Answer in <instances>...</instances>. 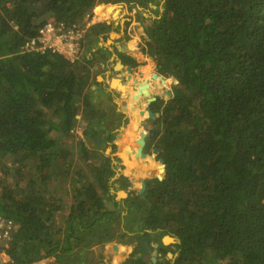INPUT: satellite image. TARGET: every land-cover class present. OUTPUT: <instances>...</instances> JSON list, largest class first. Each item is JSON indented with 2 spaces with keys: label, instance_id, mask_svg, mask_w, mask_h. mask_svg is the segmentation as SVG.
I'll use <instances>...</instances> for the list:
<instances>
[{
  "label": "trees",
  "instance_id": "trees-1",
  "mask_svg": "<svg viewBox=\"0 0 264 264\" xmlns=\"http://www.w3.org/2000/svg\"><path fill=\"white\" fill-rule=\"evenodd\" d=\"M11 1L0 11V156H13L0 174V216L17 224L6 249L13 264L57 253L92 264L88 249L109 241L106 198L128 181L112 180L120 162L89 138L113 153L124 122L97 81L114 27L91 25L74 62L19 49L47 20L81 23L116 2L141 26L138 60L152 76L178 80L170 97L151 103L159 114L148 139L165 173L146 181L144 200L124 199L126 231L138 245L122 264H264V0ZM166 235L175 241L164 244ZM144 238L158 242L157 255Z\"/></svg>",
  "mask_w": 264,
  "mask_h": 264
},
{
  "label": "crops",
  "instance_id": "crops-1",
  "mask_svg": "<svg viewBox=\"0 0 264 264\" xmlns=\"http://www.w3.org/2000/svg\"><path fill=\"white\" fill-rule=\"evenodd\" d=\"M123 13H124L123 7L117 6L116 8L113 7V10L110 11L106 16H101L98 13L97 14L99 15L100 18L105 19L107 17H110V19L111 18L115 19V18L121 16ZM133 20L129 16L125 20H122L120 22L110 23L113 25L114 29H112L108 33V36H107L106 40L104 41V44H105V46H108L109 49L112 51V56L109 59V64L105 68L106 70H104L103 75L97 76V81H104L105 80V83H107V88L110 90V92L113 95L114 103L117 106V110L124 113V117H123L124 122L117 128L118 134L116 135V138L114 141V143L116 145V151L113 153L111 152L112 147H111L110 143L105 144L104 145L105 148H103V149L106 151V145H107L111 149V151L110 152H104V154L110 155L113 159H115V160H113V163L120 162L123 165V168L118 167L116 169L115 175L113 176L112 180L117 179L122 175V176L126 177L128 184H127L126 188L124 189V194H125L124 196L119 197L118 195H119V192H121V191L110 188V194L106 198L107 201L105 204V206H106L105 209L108 211V214L110 215L109 220H108V223H109L108 225L110 227L109 241L107 243L94 245L88 249V251L90 253L95 251V253H97V255H102V254L105 255V253L109 254L110 252H112L113 258L116 256L121 257L120 253L123 251L124 255H122V256H124V259L132 252L131 250H133L137 245V244H135V241L137 243V239L134 238L133 235L129 234L126 231V227L128 226V223L124 222L123 216L127 215L128 210L124 207V199H127V200H129V202H132V203L133 202L136 203V201L138 199L140 201L144 200V197H143L144 195L142 196V194L139 193V190L141 188V181L142 180H146V181L152 180V179L156 178L157 175H161L162 177L164 176V171H163V169L161 170V167L159 170V172L161 174H159L158 171H153V169H152L155 167V165L150 160L148 161L147 159L143 158L145 155L150 156V154L153 153L154 147H155L154 143H152L148 139V137H146L144 146L141 147L139 144V139H141V137H140V138H138L137 143H135L136 144L135 145L130 134L127 133L128 125L132 122V120H134L135 115H137L138 118L140 119V120L139 119L138 120H139V127L141 128L140 130H142L141 133L144 131L142 128H143V123L145 121L143 120V118L141 119L142 115L139 113L140 112L139 105L143 108L145 106V103L147 100H146L145 96H143V95H139L137 98H134V95L137 94V90H138V87L140 85L139 82H141L142 84H146L147 90L150 92L151 95H155L156 97H159V98H165L166 97V95H164V97H163L161 94V91H159L160 83H158V80L152 79V70L150 69L149 65L148 64L143 65L142 62H140L138 60V57L141 53V48L139 46L141 43L146 42V41L143 40V41H141L140 44H138V42H140V41L133 40V41H130L129 43H125L124 46L118 45V43H120L119 41L125 40L124 39V37H125L124 32L129 31L128 27L132 23ZM128 21L129 22L131 21V22L128 26H126L125 23ZM123 22H124V24H123ZM113 36H115V38ZM128 46H130L131 49ZM132 48H133V50H132ZM121 50H124V51H121ZM119 53H123V56H122L123 59H121V56ZM126 58H127V61L123 62V60H125ZM118 62H121L122 66H120L118 69H115V67H117ZM101 68L104 69V66H101ZM153 73H154V70H153ZM114 76H117L116 77L117 79L114 81V86H116V84L117 85L118 84L124 85L125 91H123V93H119L118 90L110 88V82H111L112 78H114ZM128 102H131V103H128ZM151 103H150V105H151ZM124 104H125L126 108H128V109L124 110ZM105 105H106V103H105ZM131 106H132V108L130 109ZM132 109H133V111H131ZM127 111L130 114L129 117L127 115ZM136 113H138V114H136ZM154 113L156 114V117L159 114L158 112H154ZM124 119H126V121ZM131 126H132V123H131ZM81 137H82V135H81ZM124 139L127 141V145H129V149L125 150V153L128 155V162L127 163L125 162L123 156L120 154V143H121L120 141H123ZM133 149H134V151H133ZM139 149H140L141 153H144L143 156H141V154L140 155L137 154ZM156 160H158V158H157V155L155 153L153 161H156ZM156 162H158L159 165H161L159 160ZM10 164L11 163L8 162L6 165H4V166H8L6 168V172L2 173L0 171V174H2V175L7 174L8 171L10 170L9 169ZM131 178H133V179H131ZM136 181L139 183L138 189L134 193L129 192V187H132L134 182H136ZM116 186H118V184H116ZM111 194H115V196H114L115 200L111 198L112 197ZM115 202H117V203H115ZM153 242H154V240L151 239L150 244H152V246H155L156 243H153ZM113 245H117V247H118L117 252L114 251ZM77 250H78V248L73 252L75 253V252H77ZM57 256L60 257L61 259L70 261L71 258H73L74 254L73 253H66L65 255L64 254L60 255L57 253ZM89 259H91V258H89ZM119 259H117V261H115L116 263L113 260H111V261L113 263L117 264ZM124 259H120V260H124ZM100 264H104V263H100Z\"/></svg>",
  "mask_w": 264,
  "mask_h": 264
},
{
  "label": "built area",
  "instance_id": "built-area-1",
  "mask_svg": "<svg viewBox=\"0 0 264 264\" xmlns=\"http://www.w3.org/2000/svg\"><path fill=\"white\" fill-rule=\"evenodd\" d=\"M11 0H0L2 5L11 6ZM95 11L87 14L81 23L65 24L54 20H47L41 24L36 33L24 40L20 52L44 53L47 51L62 55L67 60L74 62L82 54V41L88 28L96 22H101L95 16ZM18 30L22 27L16 26ZM17 229V224L9 218L0 216V260L3 264H13L6 249ZM30 264H68L56 254L44 255L33 260Z\"/></svg>",
  "mask_w": 264,
  "mask_h": 264
},
{
  "label": "rangeland",
  "instance_id": "rangeland-1",
  "mask_svg": "<svg viewBox=\"0 0 264 264\" xmlns=\"http://www.w3.org/2000/svg\"><path fill=\"white\" fill-rule=\"evenodd\" d=\"M111 5V6H113V7H117V6H122L123 7V9H124V13L121 15V16H119V17H117V18H115V19H113V18H111L110 19V17H107V18H100L99 17V15L97 14V12H96V10H97V7L99 6V5ZM101 4H99V5H97L95 8H94V10H95V16H96V18L97 19H99V20H101V22H110V23H117V22H120V21H122V20H125L127 17H129L130 16V18H132V20L135 18L133 15H134V11L133 10H130L129 8H128V5H127V3H125V2H116V3H107V4H105V3H101ZM123 24H124V22H123ZM129 24H130V22H129ZM128 26V25H127ZM141 26L140 25H138V23L135 21V20H133L132 21V23L129 25V31L128 32H124L125 34H124V39L125 40H123V41H119L120 43H118V45L119 46H124V44L125 43H129L130 41H133V40H136V41H140V42H138V44H140L141 43V41H143L144 39H143V33H142V30H141V28H140ZM114 38H115V36H113ZM145 41V40H144ZM143 43H141L140 44V48H141V45H142ZM121 51H124V50H121ZM122 55H123V53H121ZM141 62V61H140ZM154 72L155 73H157V71H155L154 70ZM154 74V73H153ZM158 74V73H157ZM117 76H114V78H116ZM162 77L163 78H166V77H164L163 75H162ZM152 79H155V80H158V83H160V86H159V91H161V94H162V96L164 97V95H166V92L165 91H169L170 92V87H171V85L172 84H176V82H178V80L176 79V78H174V79H172V81H169V82H166V83H163V81L161 80V79H158L157 77H153L152 76ZM163 88V89H162ZM158 91V92H159ZM164 92V93H163ZM157 94V93H156ZM137 96H139V95H137ZM144 96V95H143ZM148 104V101H146V103H145V106ZM145 106L143 107V109L145 108ZM132 108V106L130 107V109ZM128 109V108H127ZM131 111H133V109L131 110ZM141 115L142 114H144L145 116H143V120L145 121L144 123H143V130L145 131V132H147L151 127H152V123L150 122V120H149V118L147 117V114L146 113H144L143 111H140L139 112ZM138 114V113H137ZM127 115H128V117H129V112L127 111ZM139 119V118H138ZM140 120V119H139ZM135 123V120H132V126H131V123L128 125V130H127V133H131L130 134V136L132 135V134H134V133H137L139 136H140V132L142 131V130H140L141 128L139 127V122H137V123ZM133 127V128H132ZM133 130V131H132ZM82 131H83V129L82 128H78L77 130H76V135H77V137L76 138H81V135H82ZM130 131V132H129ZM137 134H135V136L137 135ZM139 136H137V137H139ZM131 138H132V140L134 141V144H135V140H136V137H132L131 136ZM136 145V144H135ZM107 146V145H106ZM108 147V146H107ZM120 149H121V145H120ZM102 153H104V152H106L103 148L100 150ZM120 154H121V152H120ZM115 160V159H114ZM12 161H13V156L12 155H2V156H0V171L2 172V173H4V172H6V168L8 167V166H4V165H6L8 162H10L11 164H12ZM11 164H10V166L9 167H11ZM119 168H123V165L120 163V165H119ZM10 169V168H9ZM131 179H133V178H131ZM133 189L134 190H137L138 189V187H139V183L138 182H134V184H133ZM120 191H123L124 192V190H120ZM119 197H121L120 195H118ZM145 240H146V238H144ZM148 243H149V245H151L152 246V244H150L151 243V240L150 241H148V240H146ZM153 243H156L157 245H158V242H153ZM169 243H171V242H169ZM169 243H167V244H169ZM135 244H137L138 245V241H137V243H136V241H135ZM133 249V248H132ZM131 251H133V250H131ZM106 252V251H105ZM110 252V251H109ZM90 254V255H89ZM89 254H88V256H89V258H91V259H89L90 260V263H92V264H100V263H104V264H115V263H113L111 260H113V261H117V259H124V256H122L121 255V257H118V256H116V257H112V252H110L109 254L108 253H105V255L104 254H102V255H97V253H95V251L94 252H89ZM124 255V254H123ZM114 259H116V260H114ZM119 259V261L117 262V264H122V262L124 261V260H120Z\"/></svg>",
  "mask_w": 264,
  "mask_h": 264
},
{
  "label": "water",
  "instance_id": "water-1",
  "mask_svg": "<svg viewBox=\"0 0 264 264\" xmlns=\"http://www.w3.org/2000/svg\"><path fill=\"white\" fill-rule=\"evenodd\" d=\"M106 23L110 24V22H106ZM120 66H122V64H121V62H118L117 67H115V69H118ZM154 74H155V75H158V74L155 73V72H154ZM116 79H117V78H112V80H111V82H110V88H111V89L118 90L119 93H123V87H122V85H120V84L117 85V84H116V86H114V81H115ZM139 83H140V85H139L138 90H137V95H141V94H145V93H147L148 90H147L146 84H142L141 82H139ZM177 83H178V82H176V84H177ZM165 92H166V96H167V97H170V96H171V93H170L168 90L165 91ZM156 98H157V97H156L155 95H151V94H150L149 102H148V104L145 106V108L143 109V112L147 114V117H148L149 119H154V118L156 117V114L152 111V109H151V105H150V103H151V102H154V101L156 100ZM126 109H127V108H126V106H125V104H124V110H126ZM154 132H155L154 129L150 128L147 132L143 131V132L141 133V139H139V144H140L141 147L144 146L145 138H146V137H148V138H149V137H152V135L154 134ZM89 139H90L91 141H96V143H97L98 145H100V146H104V141H103L102 139H97V138H96V135H94V134H91ZM110 151H111V149H110L109 147L106 146V152H110ZM154 152L156 153L157 158H158L160 164L162 165V169H163V171H164V173H165V163H164L163 158L159 157V155H158L159 150H158L157 147H154ZM137 154H138V155L141 154V156L144 155V153H141V152H140V149L138 150ZM162 178H163V177H162L161 175H157V177H156V179H158V180H161ZM145 188H146V180H142V181H141V188H140V190H139V193L143 195V193H144V191H145ZM165 237L170 238V239H171V242H174V241H175V239H174L173 237L166 235V236H164L163 239H162V241H163L164 244H167V243L165 242V239H164ZM142 242H143V245H144L146 251H150V252L152 251V252H151V253H152V256H155V255L157 254V249H153V248H155V247L157 248V246H158L157 244H156L155 246H149V243H148L145 239H143ZM113 249H114V251L117 252V250H118L117 245H113ZM120 254L123 255L124 252L122 251ZM152 260L155 261V257H152Z\"/></svg>",
  "mask_w": 264,
  "mask_h": 264
},
{
  "label": "bare ground",
  "instance_id": "bare-ground-1",
  "mask_svg": "<svg viewBox=\"0 0 264 264\" xmlns=\"http://www.w3.org/2000/svg\"><path fill=\"white\" fill-rule=\"evenodd\" d=\"M113 10V6H111V5H99L98 7H97V10H96V12L99 14V15H101V16H106L110 11H112ZM134 43V42H133ZM132 46V45H131ZM129 48H130V46H128ZM131 49V48H130ZM132 50H133V48H132ZM130 51V50H129ZM153 77H157L158 79H161L162 81H163V83H166V82H169V81H172V79H174L173 77H167V78H163L162 77V75H160V74H158V75H153ZM160 86V85H159ZM122 87H123V91H125V87H124V85H122ZM147 87V86H146ZM163 89V88H162ZM164 93V92H163ZM141 95H144L145 96V98H146V100L147 101H149V99H150V92L149 91H147V93H145V94H141ZM138 96H137V94L136 95H134V98H137ZM128 103H131V102H128ZM139 109H140V111H143V108L139 105ZM137 114V113H136ZM143 115L144 114H142V116H141V119L143 118ZM145 116V115H144ZM134 120H135V123H137V122H139V120H138V116L137 115H135L134 116ZM134 123V122H133ZM134 123V124H135ZM131 134V133H130ZM135 134H137V133H134V134H132L131 136L132 137H136L135 136ZM139 136V135H138ZM141 137V132H140V136L139 137H136V140H135V143H137V140H138V138H140ZM128 139V138H127ZM121 143H120V145H121V149H120V152H121V155L123 156V158H124V160H125V162L127 163L128 162V155L125 153V150H127V149H129V145H127V141L124 139L123 141H120ZM130 143V142H129ZM131 145V144H130ZM132 146V145H131ZM133 151H134V149H133ZM133 153V152H132ZM131 154V153H130ZM130 156V155H129ZM131 158V157H130ZM143 158H145V156L143 157ZM145 159H147L148 161L150 160L153 164H154V162L150 159V158H145ZM132 160V159H131ZM155 165V164H154ZM153 169V171H154V169H155V167L154 168H152ZM131 174V173H130ZM133 174V173H132ZM143 174V173H142ZM140 175V174H139ZM138 176V175H137ZM141 177V176H140ZM143 177V176H142ZM137 182V181H136ZM132 189H133V187H132ZM119 195L120 196H124L125 194H124V192L123 191H121V192H119ZM165 239V242L166 243H169V242H171V239L170 238H168V237H165L164 238ZM120 255V254H119ZM115 260V259H114ZM115 262V261H114Z\"/></svg>",
  "mask_w": 264,
  "mask_h": 264
},
{
  "label": "flooded vegetation",
  "instance_id": "flooded-vegetation-1",
  "mask_svg": "<svg viewBox=\"0 0 264 264\" xmlns=\"http://www.w3.org/2000/svg\"><path fill=\"white\" fill-rule=\"evenodd\" d=\"M131 189H132V187H129V192H131ZM160 247V246H159ZM158 246H157V248L155 247L154 249H157V254L159 253V250L158 249H160ZM152 252V251H151ZM156 254V255H157Z\"/></svg>",
  "mask_w": 264,
  "mask_h": 264
}]
</instances>
